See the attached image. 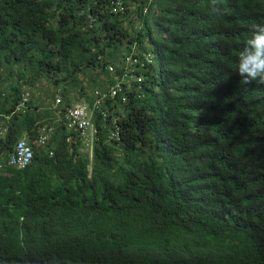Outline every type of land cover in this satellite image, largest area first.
<instances>
[{
    "label": "trees",
    "instance_id": "16d2710c",
    "mask_svg": "<svg viewBox=\"0 0 264 264\" xmlns=\"http://www.w3.org/2000/svg\"><path fill=\"white\" fill-rule=\"evenodd\" d=\"M223 8L0 0V264H264V85L235 75L252 25L264 23V0ZM132 51L151 53L153 64L130 65ZM108 63L116 72L101 85L80 77ZM130 72L140 82L122 83L104 107L122 137L106 142L103 130L90 159L47 108L58 94L56 113L90 107L94 89ZM43 77L63 85L48 107L15 112ZM21 138L31 163L4 167Z\"/></svg>",
    "mask_w": 264,
    "mask_h": 264
},
{
    "label": "built area",
    "instance_id": "2783aa9c",
    "mask_svg": "<svg viewBox=\"0 0 264 264\" xmlns=\"http://www.w3.org/2000/svg\"><path fill=\"white\" fill-rule=\"evenodd\" d=\"M114 7L111 9L113 13L123 12L124 8L120 2H113ZM136 56V57H135ZM125 60L130 65H141L142 67L153 64L154 59L151 53H142L135 54L132 51L125 57ZM105 70L109 75H114L116 70L112 63H108L105 65ZM125 77L123 75V79L121 78L120 84L112 85L108 88V90H100L94 89L92 91V95L94 96L91 101L92 104L89 105L85 101H80L77 103H72L69 106L63 108L62 114L55 113V118L58 122L62 123L67 131L74 132L78 136L79 144H81V149L83 153L87 154L91 159L93 148L96 142L99 141L101 133L104 132V138H106V142H118L121 139V128L119 127V122L115 119L110 118L108 116L105 108L106 99L107 98H115L118 94L117 88L120 87L122 83H127L130 80H137L140 82V77H133L132 73H129ZM107 83H105L106 85ZM104 85V86H105ZM4 93L0 94V97L3 96ZM125 97L123 96L121 99L122 103H125ZM62 103V98L58 94L55 96L53 101V106H58ZM30 98L28 94H24L21 96L19 103L15 109V112H19L21 114H25L29 109ZM105 107V108H104ZM94 113L99 114V118L104 127H99L94 123ZM105 125H109V128L106 130ZM46 127L41 130L45 131ZM6 129H0V139L4 138ZM40 132V133H41ZM46 141V137H39L37 144L43 145ZM33 157V151L30 145L27 143L25 138H21L17 140L11 148V151L5 161L4 167L14 168V169H23L27 167ZM3 169V166L0 165V170Z\"/></svg>",
    "mask_w": 264,
    "mask_h": 264
},
{
    "label": "clouds",
    "instance_id": "9594fccd",
    "mask_svg": "<svg viewBox=\"0 0 264 264\" xmlns=\"http://www.w3.org/2000/svg\"><path fill=\"white\" fill-rule=\"evenodd\" d=\"M223 3L224 0H210L212 13L226 11ZM235 75L245 85H264V23L252 25L251 35L239 52Z\"/></svg>",
    "mask_w": 264,
    "mask_h": 264
},
{
    "label": "rangeland",
    "instance_id": "374dc122",
    "mask_svg": "<svg viewBox=\"0 0 264 264\" xmlns=\"http://www.w3.org/2000/svg\"><path fill=\"white\" fill-rule=\"evenodd\" d=\"M117 13H118V11H117ZM106 73L102 70L100 72H97L96 70L88 69L85 72V75H80V77H82V78L85 77V82H87V84H88L89 80H93V81L95 80L96 82L94 84L101 85V82L102 81L105 82L106 76L109 75L107 71H106ZM92 77H94V78H92ZM94 86H96V85H94ZM94 86H91L90 88H93ZM62 87H63V85H61V83H59V86L56 89L53 88L52 84L50 82L46 81L45 77H43L38 83H35L31 87H27L26 91H29L32 94L37 93L39 101H40L41 99L42 100L50 99L52 92L55 90L56 93H58L62 89ZM29 88H31V89H29ZM90 88L88 91L91 90ZM76 93H77L76 91H74V90L72 91V95H76ZM45 127H46V125H45Z\"/></svg>",
    "mask_w": 264,
    "mask_h": 264
},
{
    "label": "crops",
    "instance_id": "0c3cea01",
    "mask_svg": "<svg viewBox=\"0 0 264 264\" xmlns=\"http://www.w3.org/2000/svg\"><path fill=\"white\" fill-rule=\"evenodd\" d=\"M23 94H28V95H29V98H30V97L33 98V99L30 101L29 106H30L31 103H32V105L34 104L35 107H42V108H36L37 110H39V109H41V110H42V109H46V108H43V107H45V106L48 107V102L46 101V99H45V101L42 100V99L39 101V98H38L37 93H36V94H32V93H30L29 91H26V90H25V92H24ZM51 105H52V108H47V110H50V111H51V114H54V115H55V113H56L55 108H54L55 106H53V103H52ZM32 110H34V108H33ZM34 112H35V110H34ZM41 122H44V120H41ZM41 136L46 137V133H45V131H42V132H41ZM41 136H40V137H41Z\"/></svg>",
    "mask_w": 264,
    "mask_h": 264
}]
</instances>
